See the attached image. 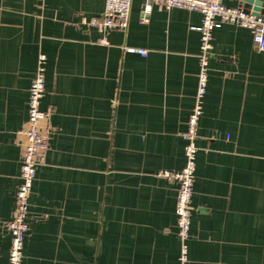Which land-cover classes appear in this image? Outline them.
I'll list each match as a JSON object with an SVG mask.
<instances>
[{
    "label": "crops",
    "instance_id": "crops-1",
    "mask_svg": "<svg viewBox=\"0 0 264 264\" xmlns=\"http://www.w3.org/2000/svg\"><path fill=\"white\" fill-rule=\"evenodd\" d=\"M105 3L0 0V264L9 260L5 225L40 54L50 140L30 196L23 264H179L178 184L158 173L185 165L202 14L154 5L142 24V0H133L128 29L103 34L91 21ZM209 55L190 264H264V52L248 29L223 24Z\"/></svg>",
    "mask_w": 264,
    "mask_h": 264
},
{
    "label": "built area",
    "instance_id": "built-area-1",
    "mask_svg": "<svg viewBox=\"0 0 264 264\" xmlns=\"http://www.w3.org/2000/svg\"><path fill=\"white\" fill-rule=\"evenodd\" d=\"M224 0H142L140 23H146L154 5L163 9L173 8L197 11L202 14V25L198 28L201 34L199 55L198 89L194 108L189 115L185 139V165L177 173L160 171L158 175L178 184L176 216L178 237L180 240L179 264H190L189 238L192 222L193 194L196 177V157L198 147V126L203 114L204 98L209 81V52L212 48L213 32L223 24H232L248 29L253 38V44L258 52H264V13L256 15L246 12L243 6L228 7ZM133 0H106L105 10L100 19L91 22L99 27L103 34L111 31H126L130 24ZM101 42H105L103 39ZM127 53L146 57L148 51L143 48L124 47ZM47 57L40 54L36 70L31 78L29 98L27 101L28 118L21 130L24 138L23 160L21 165V183L15 195V211L13 218L5 227L10 235L11 243L8 264H23L25 239L29 232L28 214L30 196L36 178L37 168L44 164L49 150V136L44 130L49 111L42 109L46 93Z\"/></svg>",
    "mask_w": 264,
    "mask_h": 264
},
{
    "label": "water",
    "instance_id": "water-1",
    "mask_svg": "<svg viewBox=\"0 0 264 264\" xmlns=\"http://www.w3.org/2000/svg\"><path fill=\"white\" fill-rule=\"evenodd\" d=\"M242 6L244 11L252 12L256 15H260L264 11V3L262 0H245Z\"/></svg>",
    "mask_w": 264,
    "mask_h": 264
}]
</instances>
